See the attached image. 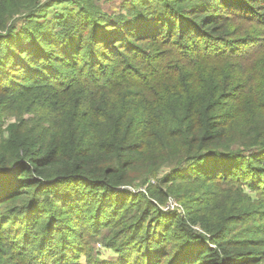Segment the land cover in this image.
<instances>
[{
	"label": "trees",
	"instance_id": "1",
	"mask_svg": "<svg viewBox=\"0 0 264 264\" xmlns=\"http://www.w3.org/2000/svg\"><path fill=\"white\" fill-rule=\"evenodd\" d=\"M261 56L264 0H0V264H264Z\"/></svg>",
	"mask_w": 264,
	"mask_h": 264
},
{
	"label": "rangeland",
	"instance_id": "2",
	"mask_svg": "<svg viewBox=\"0 0 264 264\" xmlns=\"http://www.w3.org/2000/svg\"><path fill=\"white\" fill-rule=\"evenodd\" d=\"M121 1L123 0H98L99 4L102 6L103 9H105L106 11L111 12L112 10H116L118 9V6L120 5ZM65 6V4H62L60 6H54V9L57 10L60 7ZM238 23V22H237ZM236 23V25H237ZM236 31V29H235ZM236 37H240V36H244L245 34L243 32H236ZM247 33V32H246ZM246 55H248V53H246ZM263 56V55H262ZM259 57V63L256 65V69L258 71H263L264 72V57ZM247 70L251 71V67L248 68ZM252 72V71H251ZM260 90V89H259ZM37 91H35L36 93ZM35 98H37V96H34ZM34 97L32 96V100H34ZM34 113L33 112H25L21 115V118L25 119L26 121L33 118ZM15 121V116H9L6 118L4 124L2 125V136H4V138H8L9 133L7 132V126L9 123ZM173 172V170L167 169V168H162L159 173L157 174V177L152 180L153 182H156V180L158 178H162L163 176L167 175V174H171ZM145 187V185H143V187H138V189H143ZM137 188V187H136ZM245 193H248V191H245ZM182 201V200H181ZM165 209L169 208V209H176L179 212H182L184 207L182 202L180 203L179 200H177L176 198H174L172 195H170L165 203ZM96 238H93L91 240V245L93 247V251L97 253V255L105 260L108 261L110 260L112 257H114L115 253L111 250V248L109 246H107L106 244H104V240H103V236L102 233H99L95 236ZM0 261L3 262L5 261L4 256L0 258ZM19 258H14V260H9L8 264H19ZM79 264H86V258L84 255L81 256Z\"/></svg>",
	"mask_w": 264,
	"mask_h": 264
}]
</instances>
